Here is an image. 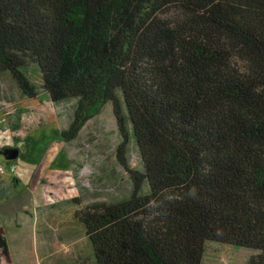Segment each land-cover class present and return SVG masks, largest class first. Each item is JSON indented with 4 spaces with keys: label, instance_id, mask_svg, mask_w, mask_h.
Returning <instances> with one entry per match:
<instances>
[{
    "label": "trees",
    "instance_id": "1",
    "mask_svg": "<svg viewBox=\"0 0 264 264\" xmlns=\"http://www.w3.org/2000/svg\"><path fill=\"white\" fill-rule=\"evenodd\" d=\"M0 73L77 100L64 138L113 106L132 191L76 212L92 264H203L210 242L264 264V0H0Z\"/></svg>",
    "mask_w": 264,
    "mask_h": 264
},
{
    "label": "rangeland",
    "instance_id": "2",
    "mask_svg": "<svg viewBox=\"0 0 264 264\" xmlns=\"http://www.w3.org/2000/svg\"><path fill=\"white\" fill-rule=\"evenodd\" d=\"M32 78L41 86L37 74ZM76 108L75 99L49 102L41 88L38 98L29 99L9 74L0 73V167L6 169L0 173V228L12 264H92L76 212L119 202L132 191L118 158L123 138L112 104L90 117L75 137L64 138ZM6 148H17L18 158L7 160ZM127 159L132 169H142L132 138ZM256 253L210 242L203 264H251Z\"/></svg>",
    "mask_w": 264,
    "mask_h": 264
},
{
    "label": "water",
    "instance_id": "3",
    "mask_svg": "<svg viewBox=\"0 0 264 264\" xmlns=\"http://www.w3.org/2000/svg\"><path fill=\"white\" fill-rule=\"evenodd\" d=\"M19 150L17 148H6L2 151V154L7 160H15L19 156Z\"/></svg>",
    "mask_w": 264,
    "mask_h": 264
},
{
    "label": "built area",
    "instance_id": "4",
    "mask_svg": "<svg viewBox=\"0 0 264 264\" xmlns=\"http://www.w3.org/2000/svg\"><path fill=\"white\" fill-rule=\"evenodd\" d=\"M15 170H16V168H15L14 166H11V167L9 168V171H10V172H14ZM5 171H6L5 168L0 167V173L4 174Z\"/></svg>",
    "mask_w": 264,
    "mask_h": 264
},
{
    "label": "crops",
    "instance_id": "5",
    "mask_svg": "<svg viewBox=\"0 0 264 264\" xmlns=\"http://www.w3.org/2000/svg\"><path fill=\"white\" fill-rule=\"evenodd\" d=\"M5 261H6V259H5ZM0 264H8V263H7V262H3V261H2V263H0ZM10 264H12V262H11Z\"/></svg>",
    "mask_w": 264,
    "mask_h": 264
}]
</instances>
